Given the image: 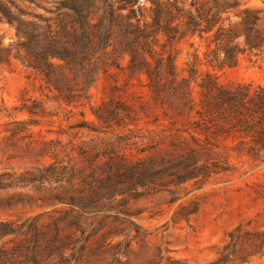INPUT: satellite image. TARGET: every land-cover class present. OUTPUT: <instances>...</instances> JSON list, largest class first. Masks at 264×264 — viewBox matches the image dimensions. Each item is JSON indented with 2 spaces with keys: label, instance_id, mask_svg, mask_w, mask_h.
Returning <instances> with one entry per match:
<instances>
[{
  "label": "rangeland",
  "instance_id": "374dc122",
  "mask_svg": "<svg viewBox=\"0 0 264 264\" xmlns=\"http://www.w3.org/2000/svg\"><path fill=\"white\" fill-rule=\"evenodd\" d=\"M138 1L150 23L151 0ZM156 1L177 16L173 25L188 12H214V0ZM227 1L217 24H254L259 45L248 49L241 33L235 42L245 52L219 69L208 62L213 33L168 42L159 32L153 50L170 56L178 84L198 55L197 81L208 72L223 84L264 86V0ZM115 2L0 0V264H264V152L252 159L236 150L237 138L218 136L208 171L184 181L168 175L193 158L205 162L172 141L179 134L194 147L190 134L200 136L195 81L182 84L191 102L169 88L156 99L118 53L103 56L90 88L67 100L23 62L15 24H64L83 4L93 6L92 23L111 19L104 8L113 4L111 24H119L127 10ZM149 163L151 176L166 173L123 175Z\"/></svg>",
  "mask_w": 264,
  "mask_h": 264
},
{
  "label": "trees",
  "instance_id": "16d2710c",
  "mask_svg": "<svg viewBox=\"0 0 264 264\" xmlns=\"http://www.w3.org/2000/svg\"><path fill=\"white\" fill-rule=\"evenodd\" d=\"M151 2L153 14L150 23H142L138 0H116V10H127L126 14L119 15V24H111L115 9L113 4L104 8L111 19L103 15L95 23L91 22L93 6L83 4L73 8L72 14H67L68 21L64 24H15L23 62L36 71L47 85L67 93L64 96L67 100L73 97L72 92L84 93L90 88L97 78L100 65L105 64L103 56L118 53L128 55L129 72L146 76L147 86L156 99L169 88L173 94L191 102L189 91L182 84L195 81L199 100L195 103L198 120L193 124L200 136L190 134L194 147L189 145L188 139H181L179 134H175L172 141L176 148L187 147L193 155L206 158L203 164H199L200 157L193 158L184 164L182 171L168 174L178 181L208 171L207 161L214 146L211 139L218 136L237 138L235 147L239 153L252 159L260 158L264 152V86L241 82L223 84L215 74L208 72L197 81V66L201 64L198 55H194L189 64V78L178 84L174 80L170 56L164 60L152 47L153 37L159 32L166 36L168 42L189 32L199 38L213 33L216 49L213 60L208 61L209 65L219 69L233 67L237 64L238 54L245 52V48L235 42L241 33L248 49L259 45L258 36L253 33L254 24H230L227 28L217 24L220 14L227 11L228 1L214 0L211 17L202 18L199 12L197 15L188 12L184 23L173 25L171 23L177 16L156 0ZM176 11L180 13L181 9L176 8ZM179 26L183 28L182 32H179ZM195 104L190 106L191 109ZM151 168L149 163L141 168L126 169L123 175L135 179L144 175L153 179L166 173L164 169H155L151 176L148 172Z\"/></svg>",
  "mask_w": 264,
  "mask_h": 264
}]
</instances>
